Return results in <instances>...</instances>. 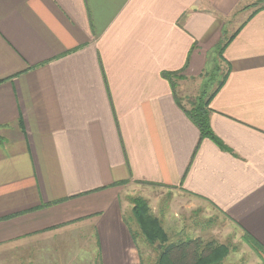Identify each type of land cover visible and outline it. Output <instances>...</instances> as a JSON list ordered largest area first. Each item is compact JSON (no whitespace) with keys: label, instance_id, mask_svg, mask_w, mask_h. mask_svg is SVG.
Masks as SVG:
<instances>
[{"label":"crops","instance_id":"obj_1","mask_svg":"<svg viewBox=\"0 0 264 264\" xmlns=\"http://www.w3.org/2000/svg\"><path fill=\"white\" fill-rule=\"evenodd\" d=\"M256 1L0 0V264H144L131 197L157 214L166 192L167 223L217 210L264 258V9L226 28ZM241 25L210 104L223 150L162 73L186 92Z\"/></svg>","mask_w":264,"mask_h":264},{"label":"rangeland","instance_id":"obj_2","mask_svg":"<svg viewBox=\"0 0 264 264\" xmlns=\"http://www.w3.org/2000/svg\"><path fill=\"white\" fill-rule=\"evenodd\" d=\"M261 5H264V0H257L255 3L248 4L242 9H238L237 11H243H241L237 15V17L234 15V17L231 19V21L229 22L230 24H228V27H226L228 29V32H232L236 28V26L240 24L243 19L250 14L252 9L255 10ZM229 36V33H226V35L224 34L222 40H224L226 37L228 38ZM215 47L216 45H214L211 51L208 53L203 71L195 77L189 78V81L187 82L188 86L186 87V92H184V90H179L181 97H183V103L186 106H189V102L192 101V99H194L197 95H200L203 92L205 88V83H207L208 73L209 71H212V67L214 66V69L218 66H223V68L225 67L222 58L219 56V50ZM210 53H215L213 56L211 55L213 60V62H211V65H209L208 63V60L211 57L209 55ZM216 82L217 81L215 80L213 81V83H210L211 85H209L207 88L208 92H210L212 88L217 84ZM166 190L167 188H164L162 191ZM137 194L131 197L132 208L128 212V219L134 227L133 232L135 233L134 235L137 239V243L140 245L139 247L142 251L144 264H159V256L165 246H167L171 242L190 239L197 233L202 234V236H200L202 240H216L215 242L219 244H224L228 247V254L219 264H264V258H259L258 255L251 251V249L253 248L254 250L256 249L254 245H252L250 239L246 241V239L243 237L244 241L246 242H243V240L236 241V237H238V235L235 230H237V232L241 231H239L237 226L232 223L229 219H226L222 215H220L217 210H211L210 213L204 215L200 211H192L188 214L186 212H181L182 210L179 209V215L175 214V217L172 216V220H170L172 221V223H167V220L164 218L166 213V206L170 205L171 198L174 194L172 192H166L162 194V203L156 211L157 214L153 211L150 202L147 199L149 205V212L159 220L163 232L166 236V240L164 241L157 240L150 242L145 237L133 213L134 198L141 196ZM232 226H234L235 228H232ZM229 227H231L232 229H230ZM181 228L183 229L182 231L180 230ZM226 229H230L231 234H224L223 230ZM223 234L224 236H221ZM221 237L223 240L222 242L218 240ZM247 244H249L251 247H249ZM97 252L98 244L96 241L93 253L96 255Z\"/></svg>","mask_w":264,"mask_h":264},{"label":"trees","instance_id":"obj_3","mask_svg":"<svg viewBox=\"0 0 264 264\" xmlns=\"http://www.w3.org/2000/svg\"><path fill=\"white\" fill-rule=\"evenodd\" d=\"M261 9H264V5L257 7L254 10V14ZM241 27L234 31L228 38L226 37L224 40H222L219 46L216 47V49L219 50V56L222 58L225 67L223 68V66H218L215 69L214 66L212 67V71H209L208 73L207 83H205L203 92L192 99V101L189 100V106H186L183 103V97H181L180 91L178 89L179 82L186 78V75L183 73L184 69L178 71H165L162 73L163 77L168 79L170 82L178 105L199 128L200 140L203 138H209L223 150L229 149L223 143L220 137L216 135L211 126L210 118L213 110L210 104L212 99L219 92L228 78L231 68L223 53L230 42L236 37ZM224 34L226 35V31H224ZM195 46L196 45H194V47ZM214 54L215 53H210L209 55L213 56ZM212 56L208 60L209 65L212 64L211 62H213ZM215 80L217 81V84L210 92H208V86L211 85L210 83H213ZM199 145L200 143L197 145L196 151L198 150ZM133 203L134 216L136 217V220L145 237L150 242L166 240V236L159 220L149 212L147 199L138 196L134 198ZM246 238H249V236L246 235ZM189 250L193 251L191 255ZM228 252L229 250L226 245L219 244L215 241L203 243L200 239H191L186 241L181 240L179 242H171L163 248L159 256V264H219L228 254Z\"/></svg>","mask_w":264,"mask_h":264}]
</instances>
